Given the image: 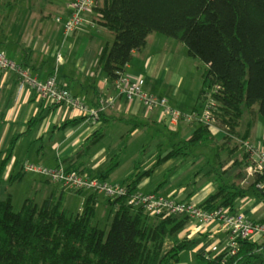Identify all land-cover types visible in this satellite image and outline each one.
I'll use <instances>...</instances> for the list:
<instances>
[{"label":"trees","instance_id":"trees-1","mask_svg":"<svg viewBox=\"0 0 264 264\" xmlns=\"http://www.w3.org/2000/svg\"><path fill=\"white\" fill-rule=\"evenodd\" d=\"M100 2L94 9L101 14L97 21L115 35V40L105 47L99 62L112 81L133 60L134 51L144 49L152 34H160L184 44L189 57L207 64L200 100H206L210 90L217 88L213 93L217 103L215 114L226 128V138L218 141L208 125L198 122L193 134L188 139H179L165 157L160 154L146 175L169 159L180 160L169 170L172 172L194 157L196 147L211 144L221 152L226 151L229 160L238 154L233 164L240 169L229 181L218 177L216 190L200 206L209 210L224 207L234 210L237 200L247 196L264 202V172H254L253 185L248 187L249 170L254 163L251 154L242 151L259 118L264 119V0ZM44 117V111H40L31 119L27 133ZM100 119L107 125L94 132L75 152V162L69 170H79L90 149L106 136L109 119L104 113ZM82 121V118L68 119L61 127L77 126ZM173 134L178 136V131ZM22 136L23 133L15 134L9 147L0 150V264H178L182 252L192 248V241L180 240L192 220L188 216H151L142 206H133L126 197H118L110 199L115 216L107 231L92 223L94 204L85 211H69L64 205L65 190L70 189L47 176L64 190L50 194L41 203L36 195L27 197L16 211L7 187L28 172L25 162L19 169L15 163L10 175L6 177V174ZM118 164L112 160L99 176L107 179ZM222 166L220 163V170L216 168L212 174L221 175ZM167 236L173 238L174 245L164 253ZM197 261L198 264H264V242L239 240L236 247L227 246L218 256L199 253Z\"/></svg>","mask_w":264,"mask_h":264},{"label":"crops","instance_id":"crops-1","mask_svg":"<svg viewBox=\"0 0 264 264\" xmlns=\"http://www.w3.org/2000/svg\"><path fill=\"white\" fill-rule=\"evenodd\" d=\"M70 1L72 0H64V3L58 7L52 0H48L45 6L39 7L35 0H29V6L24 12L16 9V1L13 5L5 4L2 15L6 20L5 23L3 22L5 27H3L4 34L0 35V44L7 46L9 56L13 60L24 65L42 81L46 80L57 67L60 84L69 88L91 108L99 107V116L87 121L77 110L67 105L55 103V107H52L54 102L35 96L31 88L19 91L18 77L15 73L0 71V150H6L9 147L15 134H24L17 144L6 177L10 175L15 163L19 169L26 161L51 167L63 164L69 168L75 162L73 160L75 152L94 132L107 125L100 119V114L104 113L105 118L110 122L107 134L90 149L80 171L92 176L102 175L111 161H118V156L122 154L118 166L107 178L108 180L121 181L131 177L137 179L136 183L133 179L137 190L150 192L155 191L166 179L158 190L161 193L178 200L203 203L216 190L220 182L216 181L218 177L222 176L223 180L229 181L238 172L239 165L233 164L238 154H234L229 160L226 151L221 152L211 144L200 145L195 148L194 157L180 164L176 170L169 172L177 162H180L173 158L146 175L160 154L161 157H165L179 139H188L193 134L197 125L192 122L182 125L183 128L180 127L178 130V136H174L173 133L167 135L160 131L162 140L157 142L152 154L143 161H139L138 156L124 158L123 154H126V151L119 144L101 148L103 146L101 142L108 140L113 126L119 123L128 125L133 123L131 133L135 136L140 134L139 127L158 126L164 122L157 111L150 112L142 101L129 100L120 92L116 81H112L104 71L99 61L105 47L111 46L114 41L110 40L113 33L98 23L96 17L99 13L95 10L85 12V22L82 26L69 37L64 36L63 22L57 21V18L62 17L64 20L69 15ZM52 20L54 24L48 23ZM1 23L0 25L3 26ZM59 53L62 54L60 61ZM198 68L188 56V50L184 44L160 34H152L144 49L134 51L133 60L123 71L131 79L144 78L148 91L168 97L178 109L191 112L199 106V95L204 82V73L200 82L197 81ZM184 79L187 81L185 82ZM40 111H44V119L27 133L29 122ZM75 118H82V123L67 128L61 127L68 119ZM210 130L218 141H223L228 134L226 128L221 125ZM247 141L258 150L264 151V119L262 117L255 124ZM242 151L251 154L244 146ZM254 160L251 154V161L255 164ZM124 163L130 164L131 169L125 176L119 177L120 174L117 172ZM220 163L223 165L221 175L219 172L212 174L216 168L220 170L218 168ZM253 168L254 166L249 170L250 176L254 173ZM117 176L119 178H116ZM161 176H163L162 179L157 181ZM47 180L50 182L48 178ZM51 184L54 187H40L44 190L39 196L41 200L63 189L52 182ZM65 192V195L69 194L70 200L73 197H82L86 205L81 209L83 211L94 204L93 220L102 219L108 210L114 219L115 211L111 209L110 199L105 195L92 190H65ZM93 193L96 194L93 195ZM3 196H6L5 192ZM68 205L66 208L71 211ZM235 210L253 219L264 220V202L255 196L238 199L234 206ZM184 238L194 243L192 248L185 250H191L196 260L197 254L202 252H210L212 256L220 255L227 248L229 241L228 233L219 223L194 220H191L186 230L180 235V240ZM169 241L170 245L167 246ZM173 245V238L167 236L164 253ZM180 263L181 260L178 264Z\"/></svg>","mask_w":264,"mask_h":264},{"label":"built area","instance_id":"built-area-1","mask_svg":"<svg viewBox=\"0 0 264 264\" xmlns=\"http://www.w3.org/2000/svg\"><path fill=\"white\" fill-rule=\"evenodd\" d=\"M98 6V0H72L69 3V15L63 20L58 17L57 21L63 22L64 36L69 37L85 22L84 13L94 11ZM101 16V14H98ZM62 59L59 53L58 60ZM0 71H12L18 77L19 91L31 88L39 97L48 99L56 104L67 105L79 112L85 120H91L99 116L100 109L91 108L72 91L60 84L58 68L44 81L34 76L32 72L21 63L13 60L8 53L7 46L0 44ZM120 77L116 85L129 100L138 99L146 105L150 112L157 111L164 123L171 131H178L182 121L201 122L210 129L219 127L220 122L215 114L217 109L213 93L217 88L210 90L207 103L203 111L194 110L184 113L175 107L168 97L159 96L146 89L144 78L131 79L124 71L119 72ZM103 102V101H102ZM103 105L104 102H103ZM243 146L254 157V172H264V151L258 150L248 141ZM24 168L28 172L40 173L47 176L51 181L61 184L65 189L73 191L92 190L101 193L109 199L126 197L128 203L133 206H142L149 215L173 214L178 217L188 216L194 221L204 223H219L228 233V247H236L239 240H251L264 242V220L253 219L238 210L229 207L217 210L206 209L192 201L178 200L169 197L160 191L145 192L137 190L133 179L110 181L100 176H92L80 170H69L63 164L55 168H49L34 162H25Z\"/></svg>","mask_w":264,"mask_h":264},{"label":"rangeland","instance_id":"rangeland-1","mask_svg":"<svg viewBox=\"0 0 264 264\" xmlns=\"http://www.w3.org/2000/svg\"><path fill=\"white\" fill-rule=\"evenodd\" d=\"M14 1H16V4H17L16 9L19 10L20 12H24L29 6V0H0V23L1 22L5 23V20H6L4 19L2 15L3 14L2 11L4 10L3 6L7 3H11L13 5ZM46 1L48 0H35V3L38 4V6L40 7V6H45ZM52 2H54L56 6L60 7L59 5L64 3V0H52ZM47 8L49 7L47 6ZM37 9L39 10V8ZM16 13L17 11L15 12V14ZM4 23L2 24L3 26L0 25V35L4 34V30H3V27H5ZM48 23L54 24V21L53 20L50 22L48 21ZM112 35L113 37H111L110 40L114 41L115 35L114 34ZM14 58L18 59L17 57H14ZM191 59L193 61V64L199 67L197 69L199 73V77H197V81L200 82V80L202 79V74L205 72L206 64L199 59H196V60L194 58H191ZM184 80L185 82L187 81L186 79ZM193 83H195V79H193ZM192 88L194 89V86ZM198 102H199L198 109L200 111H203L207 106L206 101L199 99ZM183 112L190 113V111L188 112L185 110H183ZM185 123L186 121H182L180 124V127L183 128L182 125H184ZM197 124L198 122H196V125ZM132 125L133 123L130 125H128L127 123H119V125L113 126L112 134L110 135L107 141L101 142L102 143L101 145H103L101 148L105 146L113 147L115 146V144H119L126 151V154H123V156H125L124 158H127L129 156H138L139 161H143L147 156L152 154L157 142L162 140V137H161L162 135L160 134V131H162L163 133H166L167 135H172L171 133H173V131L170 130V128L168 127L166 123H162V124H159L158 126L149 125L145 127H139L140 134L134 136L131 133ZM139 126H143V125H139ZM119 134H123L124 136H120ZM121 155L122 154L118 156V161ZM44 166H47V165H44ZM47 167L55 168L51 166H47ZM130 169H131L130 164L124 163V165L121 167L119 172H117V174H120L119 177L125 176L130 171ZM119 177L117 176L116 178H119ZM162 177L163 176L159 177L157 181H160ZM44 186L54 187V185L51 184V182L47 180L46 176L42 174L33 173V172H26L21 180L10 182L7 187V192L10 193L12 196L14 209L18 211L22 207L25 198L31 197L34 195L37 196V201L41 203L42 200L40 199L39 196L44 190L40 189V187L45 188ZM68 199H69V194L65 196V202H68L70 204L68 205V203H65L64 206L67 207L68 205L70 210L75 213L80 211V209H83L84 207H86L84 200H82V197H77V198L73 197V199L71 200L69 199V201ZM96 219L97 218H95L92 223L98 224L106 228V230L108 231L109 228L111 227L113 217H111L110 210H108V212L105 213L102 219L100 220L98 219L96 220ZM181 255H182L181 256L182 259H181L180 264H198L196 263L197 262L196 257L194 254H192L191 250H184Z\"/></svg>","mask_w":264,"mask_h":264},{"label":"water","instance_id":"water-1","mask_svg":"<svg viewBox=\"0 0 264 264\" xmlns=\"http://www.w3.org/2000/svg\"><path fill=\"white\" fill-rule=\"evenodd\" d=\"M249 181H250V184L248 185V187L253 185L254 178L252 175L249 177Z\"/></svg>","mask_w":264,"mask_h":264},{"label":"bare ground","instance_id":"bare-ground-1","mask_svg":"<svg viewBox=\"0 0 264 264\" xmlns=\"http://www.w3.org/2000/svg\"><path fill=\"white\" fill-rule=\"evenodd\" d=\"M169 245H170V241L168 242L167 246H169Z\"/></svg>","mask_w":264,"mask_h":264}]
</instances>
